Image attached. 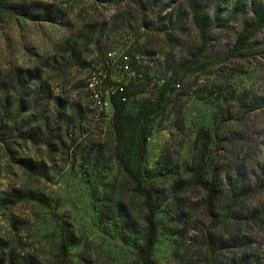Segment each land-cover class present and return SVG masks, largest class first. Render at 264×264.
Masks as SVG:
<instances>
[{
	"label": "rangeland",
	"instance_id": "rangeland-1",
	"mask_svg": "<svg viewBox=\"0 0 264 264\" xmlns=\"http://www.w3.org/2000/svg\"><path fill=\"white\" fill-rule=\"evenodd\" d=\"M260 2L0 0V264H142L146 204L86 85L124 54L125 84L179 71L141 162L152 264H264V25L236 45Z\"/></svg>",
	"mask_w": 264,
	"mask_h": 264
},
{
	"label": "trees",
	"instance_id": "trees-1",
	"mask_svg": "<svg viewBox=\"0 0 264 264\" xmlns=\"http://www.w3.org/2000/svg\"><path fill=\"white\" fill-rule=\"evenodd\" d=\"M251 24L252 28L246 30L237 38L236 45H240L253 37L256 31L264 25V3H257L253 7ZM105 63L107 64V60ZM178 72L172 73L162 84H157L149 76L148 72L140 73V76L137 75L131 78L129 83L124 85L122 91L113 94L110 98L113 108L112 132L115 143L114 150L122 161L121 168L131 180L136 194L142 197L146 204L141 243L137 247L138 256L142 264H152L151 254L157 235V227L154 220L155 212L151 204V195L145 185V171L141 167V162L144 159L145 145L150 135L153 120L165 109L170 93L178 89L175 88V83L178 82H174L179 77ZM148 85H151L150 95L137 98L134 110H131L129 108L130 100L137 93L144 91V88ZM201 133L202 135L205 134L203 130ZM206 189L208 195H214L213 188L208 186ZM235 202L236 200H234ZM228 236L235 237L231 234ZM234 240L235 238H233ZM61 249H66L65 243H62ZM222 253L220 249L216 251L217 257L213 264H250L251 262L249 255L246 253H230L227 257H220ZM8 264H11V258H9Z\"/></svg>",
	"mask_w": 264,
	"mask_h": 264
},
{
	"label": "built area",
	"instance_id": "built-area-1",
	"mask_svg": "<svg viewBox=\"0 0 264 264\" xmlns=\"http://www.w3.org/2000/svg\"><path fill=\"white\" fill-rule=\"evenodd\" d=\"M130 57L122 55L119 59L115 74H107L101 66H91V73L87 79L86 85L93 94L95 102L99 106H107L113 94L123 90L125 78L131 73ZM107 66L109 63L107 62ZM180 84L175 83V88Z\"/></svg>",
	"mask_w": 264,
	"mask_h": 264
}]
</instances>
